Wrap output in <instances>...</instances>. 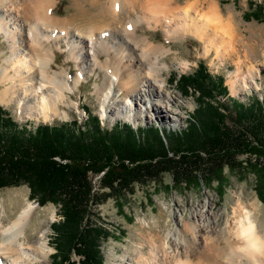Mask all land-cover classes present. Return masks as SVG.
Returning <instances> with one entry per match:
<instances>
[{
  "label": "bare ground",
  "instance_id": "bare-ground-1",
  "mask_svg": "<svg viewBox=\"0 0 264 264\" xmlns=\"http://www.w3.org/2000/svg\"><path fill=\"white\" fill-rule=\"evenodd\" d=\"M102 1L88 0L90 7L99 8L95 16L89 18L80 9L70 20L56 16L57 0H0V35L7 40L10 51L5 66H0V105L15 103L20 111L23 108L30 116L44 120L61 116L60 106H68L67 99H71L68 94L75 92L85 76L98 69L102 79L100 84H94L93 93L103 116L109 115L111 121L135 122L158 114L166 122H179V112L170 111L178 100L167 90L169 82L163 70L168 65L162 61L175 52L137 35V28L147 23L162 26L167 36L189 34L204 43L206 53L211 46L216 47L215 58L222 59L228 53L225 45L230 42L227 39L229 23L220 18L215 4L209 1H189L177 13L169 9L171 0H108L107 5ZM201 6L207 9L203 14L198 12ZM136 7L145 11L136 12ZM215 24L222 27L219 29ZM56 51L67 52L66 61H73L78 70L75 76H70L67 69L52 68ZM236 75L230 81L235 95L242 94L240 82L252 74L249 76L238 69ZM206 204L199 210L194 209L190 216L192 226L188 234L195 245L186 246V240L179 238L172 241L171 232L165 236L167 243L171 240V247H166V242L159 246L151 237L150 254L144 255L142 251L135 259L128 260L134 264H164L167 249L174 248L178 258L175 264H192L190 252L196 250L194 246L206 244L211 252L219 255L232 252L239 255V260L264 264V236L257 225V206L253 203L249 211L240 201L235 204L233 221L226 220L225 226L230 236L221 239L222 243L212 226L219 215L204 212ZM35 214L36 205L28 203L11 223L0 225V264L48 263L51 249L42 239L46 231L39 236L42 240L31 243L25 234ZM174 233L177 237L183 234L179 230ZM186 235L185 232L183 237ZM209 239L211 242L217 239L216 244H209ZM204 260L206 264H213L212 259Z\"/></svg>",
  "mask_w": 264,
  "mask_h": 264
},
{
  "label": "trees",
  "instance_id": "trees-1",
  "mask_svg": "<svg viewBox=\"0 0 264 264\" xmlns=\"http://www.w3.org/2000/svg\"><path fill=\"white\" fill-rule=\"evenodd\" d=\"M200 62L194 72L170 77L183 96L196 95L197 107L181 130L121 122L107 130L90 113L83 125L27 130L0 107V189L26 185L39 206L59 207L61 219L50 227L51 264H73L72 254L80 264H103L101 245L113 234L96 207L122 201L136 186L156 184L164 175L178 186H209L223 180L225 169L249 171L264 202V100L246 105L228 99L223 77H213Z\"/></svg>",
  "mask_w": 264,
  "mask_h": 264
},
{
  "label": "rangeland",
  "instance_id": "rangeland-1",
  "mask_svg": "<svg viewBox=\"0 0 264 264\" xmlns=\"http://www.w3.org/2000/svg\"><path fill=\"white\" fill-rule=\"evenodd\" d=\"M189 1L192 0H171L169 9L177 13ZM199 1L214 3L220 18L227 21L230 25L229 37L227 38L230 42L225 45L228 53L222 59L215 58L216 47L211 46V50L206 53L205 45L199 39L189 34L167 36L162 26L154 27L153 24H151L153 26H148L147 23H143L137 28V35L148 37L153 43L163 44L175 52L162 60L168 65L163 70L168 82L171 74L183 75L194 72L201 61L200 63L207 68L213 77H223L224 84L227 86L228 99L230 97L246 105L255 98L264 100V17H261V14L264 15V0ZM102 2L107 5L108 0H103ZM20 4L22 5V3ZM258 5H262V8L257 9L256 6ZM145 8L136 7V12L145 11ZM80 9L81 11L85 10L89 18L93 17V15L95 16L99 10L98 7H90L88 0H57L54 12L59 18L71 20L73 15L79 13ZM198 9L200 14L205 13V10H207L206 6H201ZM252 13L260 15V19L255 20L246 16H251ZM175 16L177 18V15ZM199 24L201 25L202 22L199 21ZM215 26H218L219 29L222 27L218 24H215ZM61 47H63V43ZM9 55L8 42L3 35H0V66H5ZM66 56V51H56L55 63L52 64V68L57 71H61L63 68L67 69L70 71V76L73 77L78 70L73 61H66ZM238 69L247 72L248 75L251 73L253 76V78L251 76L245 82L243 80L240 82L243 95L241 93L235 95L231 92L230 81L237 76L236 72ZM101 79L102 73L98 69L92 75L85 76L78 89L68 94L71 98L70 100L69 98L67 99L68 106H60L61 116L51 117L47 120L30 116L23 108L20 111L15 103L9 106L0 105V107L6 111L7 117L12 118L17 123L18 128L26 127L27 130H33L38 124L58 125L76 121L79 125H83V123L87 122V115L90 113L97 116L101 122L100 125L107 130L116 123L121 122L129 123L134 128L155 126L166 131L183 129L187 124L188 117L193 114L194 109L197 107L195 102L196 95L183 96L178 90L176 83L172 81L167 83V90L176 95L178 104L175 107H170V111L179 112V122H166L161 117H157L158 114H156V117L153 116L152 119L144 117L135 122L134 120L124 119L111 121L109 115L103 116L101 114V107L93 93L94 84H100ZM244 86L246 88H243ZM1 88L2 86L0 85V90ZM219 99L224 102L226 97L224 99L219 97ZM179 107L182 109L178 110ZM247 157L248 155L244 154L240 159ZM223 176L221 182H213L209 186L198 184L184 187L174 184L169 175H164L156 184L136 186L134 194L123 197L122 201L109 199L97 206L95 210L98 213V217L113 234L111 238L101 245L103 264H134L133 261L129 260L135 259L142 251L144 255H148L152 251L150 245L151 237L159 246L161 243L166 242L165 246L171 247V240L173 241L176 238L186 240V246L195 245L196 242L193 243L190 233L188 234L192 226L190 224V216L194 209L197 208L199 210L204 203H207L204 212L219 215L218 221L212 226L216 228V233L220 240L229 235L225 227L226 220L229 222L233 221L232 208L239 201L249 211L253 203L257 206L259 212L257 225L260 234L264 236V202L258 197L255 176L249 171H230L228 169L223 171ZM92 182L97 188V178H93ZM28 203L36 205V214L26 228L27 240L31 243L34 240L41 239L39 237L40 234L46 231L42 239L47 242L51 249V255H49L48 263H46L51 264V256L55 250L52 247L53 233L50 227L52 223L61 219L58 212L59 207L52 204L39 206L35 200L29 198V189L26 185L2 188L0 189V225L7 226L11 223ZM118 229L122 231L123 235L118 234ZM175 230H179L183 234L186 232L188 236L186 235V238H184L182 234V236L179 235L177 237L178 234L174 233ZM171 232L176 237H172L167 243L165 236ZM209 240V244H216L217 239H212L213 243L211 239ZM221 242L223 243V240ZM206 246V244L204 247H201V245L194 246L196 250L193 249L190 252L192 264H206L204 259H212L213 264H219L220 262L250 264L245 259L239 260L240 257L237 254L227 252L229 254L219 255L220 253L211 252L210 248ZM188 248L186 249L191 250ZM167 250L166 258L163 257L165 260L162 262L164 264H175L178 260L175 249L170 248ZM238 261L240 262L238 263ZM71 262L80 264L79 258L74 254L71 255ZM36 264L45 263L37 262Z\"/></svg>",
  "mask_w": 264,
  "mask_h": 264
}]
</instances>
